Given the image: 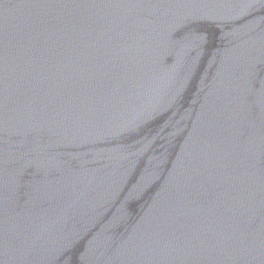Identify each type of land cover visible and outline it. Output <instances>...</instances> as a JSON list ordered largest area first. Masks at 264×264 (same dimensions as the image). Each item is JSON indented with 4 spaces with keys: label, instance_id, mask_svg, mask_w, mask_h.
Here are the masks:
<instances>
[{
    "label": "water",
    "instance_id": "obj_1",
    "mask_svg": "<svg viewBox=\"0 0 264 264\" xmlns=\"http://www.w3.org/2000/svg\"><path fill=\"white\" fill-rule=\"evenodd\" d=\"M0 264H264V0H0Z\"/></svg>",
    "mask_w": 264,
    "mask_h": 264
}]
</instances>
